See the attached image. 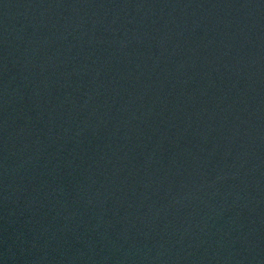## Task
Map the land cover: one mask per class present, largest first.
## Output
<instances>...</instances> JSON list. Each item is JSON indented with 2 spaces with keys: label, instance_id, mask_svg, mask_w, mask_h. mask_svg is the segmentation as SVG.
Listing matches in <instances>:
<instances>
[{
  "label": "water",
  "instance_id": "95a60500",
  "mask_svg": "<svg viewBox=\"0 0 264 264\" xmlns=\"http://www.w3.org/2000/svg\"><path fill=\"white\" fill-rule=\"evenodd\" d=\"M0 264H264V0H0Z\"/></svg>",
  "mask_w": 264,
  "mask_h": 264
}]
</instances>
